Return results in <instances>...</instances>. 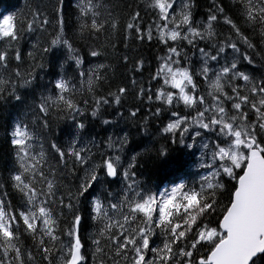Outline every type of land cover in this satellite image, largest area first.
<instances>
[{
	"label": "snow or ice",
	"instance_id": "6c2138e0",
	"mask_svg": "<svg viewBox=\"0 0 264 264\" xmlns=\"http://www.w3.org/2000/svg\"><path fill=\"white\" fill-rule=\"evenodd\" d=\"M0 264H264V0L0 3Z\"/></svg>",
	"mask_w": 264,
	"mask_h": 264
},
{
	"label": "trees",
	"instance_id": "16d2710c",
	"mask_svg": "<svg viewBox=\"0 0 264 264\" xmlns=\"http://www.w3.org/2000/svg\"><path fill=\"white\" fill-rule=\"evenodd\" d=\"M6 2V0H0V3H5Z\"/></svg>",
	"mask_w": 264,
	"mask_h": 264
}]
</instances>
